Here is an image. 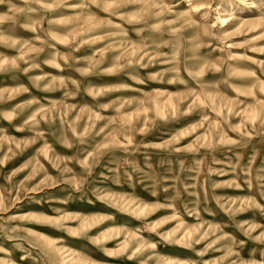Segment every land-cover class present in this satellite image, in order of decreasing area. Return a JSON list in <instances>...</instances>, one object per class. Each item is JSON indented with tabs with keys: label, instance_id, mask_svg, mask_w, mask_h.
Segmentation results:
<instances>
[{
	"label": "rangeland",
	"instance_id": "obj_1",
	"mask_svg": "<svg viewBox=\"0 0 264 264\" xmlns=\"http://www.w3.org/2000/svg\"><path fill=\"white\" fill-rule=\"evenodd\" d=\"M159 2L0 0V264H264V0Z\"/></svg>",
	"mask_w": 264,
	"mask_h": 264
},
{
	"label": "bare ground",
	"instance_id": "obj_2",
	"mask_svg": "<svg viewBox=\"0 0 264 264\" xmlns=\"http://www.w3.org/2000/svg\"><path fill=\"white\" fill-rule=\"evenodd\" d=\"M137 1V0H136ZM141 2H153V3H160L159 2V0H140ZM243 1V0H242ZM40 3V2H39ZM208 3H210V2H208ZM192 8H194V11H197V10H200V4H197L196 2H194V1H192ZM249 5V4H248ZM253 7H255V4H254V2L252 1V3L249 5V6H247V8H246V10H243L244 8H240L242 11H244V12H246V11H248L249 9H251V8H253ZM189 13V11H185V14H188ZM182 25V24H181ZM148 48V47H147ZM198 97V96H197ZM164 109V108H163ZM175 111V110H174ZM145 116V115H144Z\"/></svg>",
	"mask_w": 264,
	"mask_h": 264
}]
</instances>
